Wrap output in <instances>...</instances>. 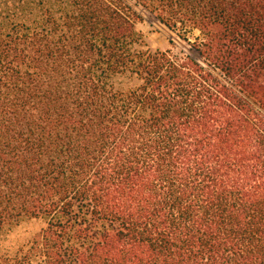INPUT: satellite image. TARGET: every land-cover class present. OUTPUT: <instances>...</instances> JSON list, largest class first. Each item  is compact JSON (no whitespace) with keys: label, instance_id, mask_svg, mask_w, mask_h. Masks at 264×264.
Instances as JSON below:
<instances>
[{"label":"trees","instance_id":"trees-1","mask_svg":"<svg viewBox=\"0 0 264 264\" xmlns=\"http://www.w3.org/2000/svg\"><path fill=\"white\" fill-rule=\"evenodd\" d=\"M0 264H264V0H0Z\"/></svg>","mask_w":264,"mask_h":264},{"label":"rangeland","instance_id":"rangeland-1","mask_svg":"<svg viewBox=\"0 0 264 264\" xmlns=\"http://www.w3.org/2000/svg\"><path fill=\"white\" fill-rule=\"evenodd\" d=\"M140 21H137L135 28L143 36L145 47L151 51L171 50L174 54L189 53L195 56L190 47L182 41L177 32L165 27L153 13L140 6L135 8ZM196 34H188L189 41L193 42ZM196 57V56H195ZM46 223L42 220H25L16 226L6 237V244L11 249L27 245L43 228Z\"/></svg>","mask_w":264,"mask_h":264}]
</instances>
